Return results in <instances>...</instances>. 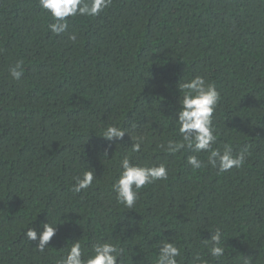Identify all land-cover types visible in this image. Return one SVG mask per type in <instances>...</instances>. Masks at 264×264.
<instances>
[{
    "label": "trees",
    "instance_id": "trees-1",
    "mask_svg": "<svg viewBox=\"0 0 264 264\" xmlns=\"http://www.w3.org/2000/svg\"><path fill=\"white\" fill-rule=\"evenodd\" d=\"M53 22L38 0H0V264H58L77 239L85 254L117 243L122 264H155L166 240L179 264L197 254L264 264V0H112L98 16L69 17L64 33ZM196 75L220 93L213 147L251 153L240 168L218 172L201 152L205 166L193 169L191 149L160 147L182 139L179 84ZM109 125L127 131L123 140L100 136ZM125 156L169 173L133 209L113 188ZM88 169L92 186L72 191ZM47 220L57 231L41 252L25 234ZM216 228L219 259L209 251Z\"/></svg>",
    "mask_w": 264,
    "mask_h": 264
},
{
    "label": "clouds",
    "instance_id": "clouds-1",
    "mask_svg": "<svg viewBox=\"0 0 264 264\" xmlns=\"http://www.w3.org/2000/svg\"><path fill=\"white\" fill-rule=\"evenodd\" d=\"M39 6L47 10L54 22L49 24L53 33L60 34L68 30V18L76 16H98L104 9L108 8L112 0H38ZM75 41L76 35L72 33L69 37ZM12 79L19 81L24 73V62L19 60L9 69ZM179 89L183 93L180 97V109L178 111L179 134L182 137L177 141L169 139L165 145H160L169 154H175L181 149H191L194 153L188 156L187 162L193 169H200L205 166L200 160L198 153L206 152L207 164L218 169V172H226L232 168L242 167L248 156L251 155L246 146L238 153H234L233 148L227 144L223 148H214L217 135L213 123V114L220 100V93L215 84L203 75H196L189 80L179 84ZM127 131L116 125L107 126L101 137L108 141L123 140ZM143 136L137 137L132 144V151L139 152L143 143ZM107 156V149H105ZM168 168L163 162L153 165L133 162L128 156L120 161L119 177L113 184L117 201L124 204L127 209H133L139 195V191L146 185H150L157 180L168 178ZM94 170H85L81 175L75 177V184L72 191L80 193L92 186L96 179ZM57 224L42 221V230L37 231L34 227H29L26 237L29 241H38L36 247L43 252L55 235ZM210 256L219 259L225 254L220 228L212 232ZM122 249L117 243L111 241H98L92 246L90 252L85 254L83 245L79 239L75 240L67 254L63 256L58 264H122ZM178 257H181V250L175 242L171 240L162 241L159 246L158 256L155 264H179ZM195 264H206L199 254L194 257ZM245 264L250 261L245 259Z\"/></svg>",
    "mask_w": 264,
    "mask_h": 264
}]
</instances>
